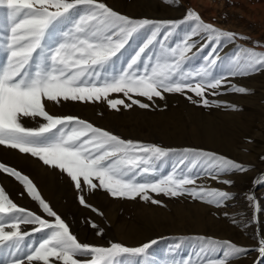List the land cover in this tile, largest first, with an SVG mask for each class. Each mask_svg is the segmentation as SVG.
Masks as SVG:
<instances>
[{
  "label": "snow or ice",
  "instance_id": "6c2138e0",
  "mask_svg": "<svg viewBox=\"0 0 264 264\" xmlns=\"http://www.w3.org/2000/svg\"><path fill=\"white\" fill-rule=\"evenodd\" d=\"M165 2L172 4L173 0ZM0 22L3 24L0 52L4 54V62L0 63V146L18 150L58 169L70 178L78 192L99 188L114 198L139 197L153 205L161 202L149 193L170 197L187 194L193 200L216 207L231 199L226 191L188 186L195 185L201 174L219 181L222 175L249 171L248 166L215 153L185 148L173 171L158 175L157 162L176 152L175 149L124 140L77 117L54 116L46 110L45 101L59 104L103 99L110 109L119 110L118 105L146 109L148 104L133 99L130 94L151 101L154 97L163 99L164 92L184 94L187 90L200 98L194 103L208 106L207 91L211 89V94L217 95L226 86L223 77L214 72L220 62L216 52L223 43L234 41L236 34L204 22L193 9H188L181 21L131 19L99 0H0ZM181 24L187 25L184 39L175 47L162 46L159 53H154L162 28L167 35ZM141 30L150 33L146 42L117 69V61L125 56L132 39ZM192 37L207 41L200 51L215 45L207 63L196 71H188L186 65L191 59L186 53L199 42ZM257 47L254 44L252 48L239 49L242 55L234 58L231 75L264 68V52L257 51ZM227 90L238 94L248 92L234 84H228ZM112 93H123L131 103L109 99ZM228 107L235 110L234 105ZM25 119L37 121L38 126L27 127L23 123ZM185 161L202 172L194 173ZM0 173L13 177L43 213L52 218L45 219L19 207L0 186V251L12 258L4 264H24L25 260L28 264H149L143 258L155 240L138 247L116 242L108 247L81 243L27 175L2 162ZM254 183L264 184V174ZM78 199L82 206L91 207L83 195ZM248 199L253 201L254 197L249 195ZM91 210L98 212L95 208ZM21 225H34L32 231L44 235L36 245H26L25 239L31 233L23 231ZM91 226L97 227L94 223ZM101 234L102 231L97 232ZM207 246L223 247L225 258L246 251L230 241L209 239ZM256 251L264 260V240ZM216 264H227V259Z\"/></svg>",
  "mask_w": 264,
  "mask_h": 264
},
{
  "label": "rangeland",
  "instance_id": "374dc122",
  "mask_svg": "<svg viewBox=\"0 0 264 264\" xmlns=\"http://www.w3.org/2000/svg\"><path fill=\"white\" fill-rule=\"evenodd\" d=\"M99 2L131 19L152 21H181L187 10L193 9L204 22L236 34L237 38L234 41L223 43L216 52L220 62L214 67V72L216 76L223 77L226 86L221 88L217 95H212L211 89L207 91V99L210 101L208 106L194 103L193 101H199L200 98L185 90L184 94L188 95L183 94L186 99L185 106L177 103L181 100V93L164 92L163 99L154 97L151 101L130 94L133 99L148 104L149 107L146 109H141L138 105L130 108L118 105L119 110L110 109L107 101L102 99L99 102L62 101L59 104L45 101L46 110L54 116L77 117L124 140L156 145L163 149H175L176 152L157 162L158 175L172 172L177 164L183 149L171 144L174 139L187 144L183 146L185 148L215 153L248 166L250 170L222 175L219 181L201 174L196 179L195 185L188 186L202 185L230 193L231 199L220 207L193 200L187 194L170 197L149 193L153 199L161 202L153 205L142 201L139 197L135 200L114 198L99 188L94 191L78 192L66 174L45 166L38 158L30 155L28 157L33 164L24 165L10 158L2 159L1 156L0 162L27 175L34 182L42 198L63 218L81 243L108 247L111 242H116L127 247H138L155 240L156 243L152 245L149 254L143 258L149 264H188L189 261L192 264H216L224 259H227V264H264V260L256 251L259 242L264 240V184L254 183L260 174H264V68L241 75L230 74L234 58L242 55L239 52L240 48H252L254 44H258L256 50L264 52V0H173L172 4L166 3L165 0H99ZM2 27L3 24L0 22V28ZM186 28L187 25L181 24L177 30L167 35L162 28L160 43L156 44L153 52L159 53L162 46L175 47L184 39ZM2 34L0 32V35ZM148 35L150 33L141 30L140 34L134 36L125 56L117 61L115 65L117 69L124 66L128 56L146 42ZM241 36L247 39H239ZM192 39L199 42L186 53V56L191 57L186 61L188 71H196L200 66L205 65L207 57L215 47L209 45L200 51L201 46L207 41L200 37H192ZM3 62L4 54L0 52V63ZM228 84L242 86L248 89V92L246 94L230 92L227 90ZM109 99H121L125 104L131 103L123 93H112ZM216 104L220 106L217 107ZM229 105H234L235 110L228 107ZM192 110L198 114L200 111L208 118L215 117L217 112L234 116L228 117L231 123L225 121L227 124L225 127L234 134L230 137L227 135V138L236 140L228 154L194 145L196 143H193L192 136L188 134L194 129L191 124ZM215 121L219 125L224 123V121L219 122L218 118ZM161 123L166 124V130H161ZM36 126H38L37 121ZM182 132L184 136L179 140L177 137ZM185 163L188 164L187 161ZM35 165L54 179L56 195L46 197L42 194L32 176ZM188 169H192L194 173L202 172V169L191 164H188ZM0 175L7 174L0 173ZM10 178L12 181L7 184L0 178V186L6 190L10 199L19 207L51 220L52 218L47 217L39 208L38 203L24 192L22 185L13 177ZM224 180H230L232 183L224 184L222 182ZM79 195H83L86 203L91 207L82 206L79 203ZM249 195L254 197L253 201H249ZM194 206L206 211V217L200 214L204 221L199 230L194 222L195 215L192 208ZM92 208L97 209L98 212H93ZM209 218L213 221L212 225L205 223ZM93 223L96 228L91 226ZM34 227L36 226L21 225L23 231L31 233L25 239L26 245H36L44 235V233H34L32 231ZM98 231H102V234L97 235ZM209 239L217 242L230 241L246 251L236 257L225 258L223 247L207 246ZM11 259L5 252L0 251V264ZM24 264L28 262L25 260Z\"/></svg>",
  "mask_w": 264,
  "mask_h": 264
},
{
  "label": "bare ground",
  "instance_id": "6f19581e",
  "mask_svg": "<svg viewBox=\"0 0 264 264\" xmlns=\"http://www.w3.org/2000/svg\"><path fill=\"white\" fill-rule=\"evenodd\" d=\"M184 95H187V94H184ZM184 95L180 94L181 100H179V102H177L178 104H181L183 106H185L184 103L186 100ZM49 108H51V107H49ZM191 112H193V110ZM191 114H192V117H191L192 123L191 124L193 125L194 129L192 130V133H188V134H189V136H192L193 143H196L194 145L199 146L201 148H206V149L212 150V151L217 152V153L228 154V152H230V150L234 147L236 140L234 141V138L230 139V140L227 138L228 137L227 135H229V137H230V136H233L234 134L232 133V131L230 129L225 127V125H227V124H225V121L226 122L229 121V123H231V121L228 117L230 116L231 118H233L234 116L230 115V114H226V113L217 112L215 114V117H213V118L209 117L208 118V117H206V115H203L200 111H199V114L197 112H193ZM216 118L219 119V122L224 121V123H222L221 125L217 124V121H215ZM24 121L25 122H23V123L27 124V126L28 125L29 126L32 125V127L36 126V121H34L32 119H25ZM166 129H167L166 124L161 123V130L164 131ZM183 136H184V134L182 132V133H180V136L177 138L180 140ZM176 140L174 139L173 143H171V144L178 146L179 149H185V147H183V146H185L187 144L182 143L180 141H176ZM0 156L2 157V159H9L10 158L11 160H15L18 163L24 164V165L25 164L27 165L29 163L33 164V162L30 161L27 154H21L17 150L7 149V148L2 147V146H0ZM32 171H33L32 176H34V180L39 185L38 188L41 190L42 194L46 195V197L51 196V195L52 196L56 195L57 189H56L55 184H54V179L52 177H50L49 175H46L45 172L40 167H38V165H35V167L33 168ZM46 172H48V171H46ZM0 178L6 184L8 182L12 181L11 178L7 175H0ZM196 207L195 206L192 207L193 211H194V212L193 211L192 212L195 215L194 222H195V224H197L196 228H198V230H199L200 226L202 225V222L204 221L202 218L206 217V213H205L206 211H204L203 208H199V206H198V208H196ZM200 214H203V217H201ZM205 223H207L208 225H212L213 221L211 218H209L208 220H205Z\"/></svg>",
  "mask_w": 264,
  "mask_h": 264
}]
</instances>
